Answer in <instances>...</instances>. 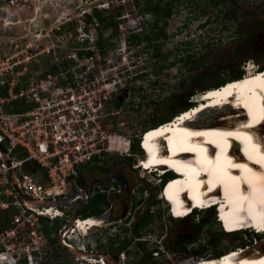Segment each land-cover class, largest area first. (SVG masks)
<instances>
[{
	"label": "rangeland",
	"instance_id": "obj_1",
	"mask_svg": "<svg viewBox=\"0 0 264 264\" xmlns=\"http://www.w3.org/2000/svg\"><path fill=\"white\" fill-rule=\"evenodd\" d=\"M16 1H21L20 6L15 3L11 10L17 14L18 23L7 25L4 33L14 36L31 34L38 26L40 33L48 32L52 42L58 45L55 48L59 58L84 46L78 43L75 35L80 24L95 31V25L88 19L92 7L108 2L109 7L101 9L103 15L121 14L120 17L115 15L119 19L118 27L103 32L102 46L97 50L104 57L103 68H112L105 74L118 80L117 95L121 106L111 122L117 133L130 139V151L127 155L112 154L102 161L104 166L114 162L115 168H122L124 184L120 182V190L115 187L118 195H111L108 208L100 214L105 217L94 237L97 249L118 264H142L139 261L144 249H135V242L142 241L145 250L152 251L155 260L148 259L145 264H211L216 261L217 252L228 250L223 253L226 255L232 248L242 246L244 241L253 240L255 234L252 230L222 233L208 211H196L185 218L172 219L175 215L171 216L172 209L166 207L167 198L160 194L156 176L135 168L142 158L137 151H131V143L146 129L156 128L153 126L167 114L193 108L196 104L192 105V101L222 79L234 78L239 70L249 69L250 74L254 68L264 66V0H181L178 6L172 0H166L172 12L157 29L150 28L151 18L143 15L129 0ZM144 1L138 2L145 4ZM139 30L143 32V41L138 44L129 42L128 35ZM159 30L163 35L156 36ZM63 33L72 36L58 40V34ZM148 34L150 41H144ZM47 61L48 58L41 57L39 64L36 63L38 70L41 65L45 67ZM131 82L135 87L128 96L124 91ZM231 112H240V108ZM235 119L240 118L235 116ZM258 136L264 139V130H260ZM85 171L90 179L99 175L96 168H86ZM117 184L118 181L114 182ZM106 199L107 196L95 189L79 213L81 216H99ZM110 212L115 215L113 222L107 217ZM144 218L147 219L142 232L144 239H137L132 229ZM59 226L58 222H53L50 230L55 233ZM110 238L115 242H118L117 238H126L130 241V253L120 252L116 260L113 259L108 251ZM257 246L260 247L253 242L244 248L258 250ZM154 248L157 251H153ZM63 264L80 263L68 258Z\"/></svg>",
	"mask_w": 264,
	"mask_h": 264
},
{
	"label": "built area",
	"instance_id": "obj_2",
	"mask_svg": "<svg viewBox=\"0 0 264 264\" xmlns=\"http://www.w3.org/2000/svg\"><path fill=\"white\" fill-rule=\"evenodd\" d=\"M7 25L0 18V264H63L68 258L109 264L94 241L102 217L91 216L98 224L82 219L84 229L79 218L85 217L72 219L80 201L94 193L81 184L86 168L130 151V139L111 122L119 113L118 80L105 74L112 68H103L95 31L84 24L75 33L84 46L60 58L48 32L37 26L31 34L7 35ZM67 36L72 34L57 38ZM41 57L48 58L46 66L33 69ZM97 189L107 194L115 187ZM53 222L60 226L46 233ZM59 241L87 257L68 252Z\"/></svg>",
	"mask_w": 264,
	"mask_h": 264
},
{
	"label": "bare ground",
	"instance_id": "obj_3",
	"mask_svg": "<svg viewBox=\"0 0 264 264\" xmlns=\"http://www.w3.org/2000/svg\"><path fill=\"white\" fill-rule=\"evenodd\" d=\"M249 72L248 69L244 77L225 81L222 84L223 87L218 91L215 90L216 86L212 88L208 93V97L212 98H209L206 104L199 102L196 104L197 106L195 105V109L193 106L189 112L188 109L182 112L185 113L183 117L188 119L196 117L199 122L194 124L179 120L171 124L164 122L165 124L161 123L160 128H158L160 124L153 126H157L156 129L153 128L154 130L151 127L153 132L151 129L144 131L145 134L152 133H148L146 137L144 135L140 139L142 146L151 147V150L155 152H152L148 157H143L139 162V168L143 165L144 170L149 171L147 169L150 167L162 169V166H168L176 172L184 171L186 173L183 178L172 180L161 191L162 197L167 198L169 209H172L175 216L185 218L184 216L191 214L195 205L215 195L217 189L215 183H219V180L227 197L226 203L219 206L220 213L225 219L224 221L227 222L224 224L226 230L231 232L240 228L247 218H251L255 222L259 218H264V152L259 148L262 140L255 138L259 132L255 134L251 130L242 129L244 126L239 125L243 121L242 111L231 112L244 104L246 113L252 116L250 122L262 121L259 117L261 116V106L264 108V102H261L263 98L256 93L264 91V76L249 74ZM234 81L235 83L226 85V83ZM222 98L226 100L222 102ZM231 103H234V107L230 109L228 106ZM214 104L213 108H208L209 105ZM195 112L198 114L195 115ZM222 112L225 115L217 118L216 115ZM235 116H239L240 119L233 120ZM227 118L231 119L226 121ZM223 124L228 127L225 128ZM234 126L237 127L233 128ZM260 130H264V125ZM230 137L241 139L248 160L250 162L257 161L261 165L260 168H256L248 163V160H244L246 156L243 154L233 155L232 161H230V154L226 155L225 150L228 143L227 138ZM211 142L216 143L220 149L215 157L211 155L208 145ZM169 149H171L170 152H168ZM183 150L190 152H183ZM202 171L208 174V180H205L207 177L203 173L199 175ZM200 185H202L201 188ZM186 189L187 191H185ZM239 212L243 214L238 215ZM246 213H250V215H246ZM253 214L256 218L251 216ZM82 219L86 218H79V227L84 229ZM87 220H89L88 217ZM87 220L86 223H88ZM261 227L264 228V222L261 223ZM80 256H87V253L82 252ZM220 256L222 258L215 257L216 261L211 264H264V247H258V250L235 248L231 249L228 254ZM96 262L98 263L99 260Z\"/></svg>",
	"mask_w": 264,
	"mask_h": 264
},
{
	"label": "flooded vegetation",
	"instance_id": "obj_4",
	"mask_svg": "<svg viewBox=\"0 0 264 264\" xmlns=\"http://www.w3.org/2000/svg\"><path fill=\"white\" fill-rule=\"evenodd\" d=\"M134 6H138L139 8L141 7V6H145L146 5V3L145 4H140V5H138L137 4V2L135 1V0H129ZM123 2H125V1H123ZM172 2L174 3V5H177L178 6V3H182L181 2V0L180 1H176V0H172ZM99 5V4H98ZM98 5H96V7L94 6V7H92L91 8V10H90V16L92 17V14H93V10L94 9H97L98 10V12H100L101 14H102V11H101V9H104V8H108L109 7V4H108V2H107V6H101V7H99ZM148 5H151V3H150V1H147V6ZM162 5H164V6H162ZM173 5V4H172ZM160 6H161V9L159 10V12L158 13H155V12H153V11H142V14L143 15H148L147 17H150L151 19H150V22H149V25H150V28L152 27V28H155V29H157L158 28V26H160V24L161 23H164L165 22V20H164V18H166V17H169V16H164L163 14H164V10L167 8V7H169L170 6V4H169V2H167L166 0H163V1H161L160 2ZM171 12H172V9H171ZM107 15H109V14H107ZM111 15H113V14H111ZM115 15H117V12L115 13ZM113 16V19H114V21L116 22V26H112V27H107L104 31H107V30H111V28H117L118 27V24H119V19H117V17H120L121 16V14H120V16ZM153 17V18H152ZM93 18V17H92ZM20 22V21H19ZM155 22H158L157 23V26H155ZM90 23H93L94 25H95V34H96V45H97V47H100V45H101V42H99V38H98V32H97V30H98V27H100V24H99V22L98 21H96L95 19H93V20H90ZM103 31V32H104ZM113 33L114 32H110V34L111 35H113ZM132 34H138L140 37H141V40H138V39H133V40H131V41H134L135 43H140L141 41H143L142 40V35H143V32H141V30H139V31H132L131 32V34H129V35H132ZM128 35V36H129ZM156 36H159V35H163V32L161 31V30H159V31H157L156 32V34H155ZM103 36V35H102ZM101 36V37H102ZM144 41H150V39H151V36H150V34H148V35H146V36H144ZM101 40H102V38H101ZM130 42V41H129ZM102 46V45H101ZM149 46V44L147 43V47ZM152 55V54H151ZM132 84L131 85H128L127 86V91H124V92H126V94L128 93L129 95L128 96H130V90L133 88V87H135L134 86V84H133V82H131ZM137 86H139V85H137ZM116 105H117V107H119V106H121L120 105V103H119V98H118V95H117V97H116ZM110 159H108L107 161H109ZM104 162V161H103ZM101 163V164H99L97 167H95L96 169H98V172H99V175H101V176H99L98 175V177H91V179H90V177H88V174L85 172L84 173V175L80 178V180H81V184H82V187H84V188H89L88 190H91V189H93L94 191H95V189H97V186L98 185H108V184H111V185H113L114 187H116V188H118V189H122V188H120L119 187V183L117 184V185H114V182H116V180H115V178L113 177V176H116V175H118V176H122V172H121V170H122V168L121 169H117V168H115V164H114V162L111 164V165H109V166H104V163ZM95 168H89V170H93V169H95ZM121 186V185H120ZM118 193L119 192H117V190H113V191H111V192H108L106 195H107V197L110 199L111 198V195H118ZM110 207H111V205H110ZM100 216V215H99ZM107 217H109L108 219L111 221V222H113L114 221V219H115V215L113 214V213H111L110 212V214H108L107 215ZM89 218V220H87V222L88 223H91V224H95L96 223V221H97V219H95V217H88ZM101 221H98L96 224H98V223H100ZM111 222H109V223H111ZM140 222V221H139ZM139 225H134L133 226V232H134V234L136 235L135 237L137 238V239H141V238H143L144 239V235H142V232L144 231V229H145V226H146V224L144 225V224H142V223H138ZM137 230V231H136ZM137 242H135V244H136ZM112 257H113V259H115L116 260V258H117V255H115V254H112L111 255ZM83 258H85V257H87V256H82ZM99 262H101L100 260H99ZM103 262H105V261H103ZM115 262V261H114ZM106 263V262H105Z\"/></svg>",
	"mask_w": 264,
	"mask_h": 264
},
{
	"label": "trees",
	"instance_id": "obj_5",
	"mask_svg": "<svg viewBox=\"0 0 264 264\" xmlns=\"http://www.w3.org/2000/svg\"><path fill=\"white\" fill-rule=\"evenodd\" d=\"M136 2H137V4L138 5H140L141 3L140 2H138L139 0H135ZM147 1H150V3H151V5H148L147 6ZM161 1H163V0H145L144 2L146 3V5L145 6H141L140 8H139V10L141 11V13H142V11H153V12H155V13H158L159 12V10L161 9V6H160V2ZM176 1H180V0H176ZM171 14V7L169 6V7H167L165 10H164V16H169ZM113 16L114 15H111V14H109V15H103V14H101L100 12H98V10L97 9H94L93 10V14H92V17L91 16H88V19L89 20H91V19H95L96 21H98L99 22V24H100V27H98V30H97V32H98V38H99V42H101V36L103 35V31L107 28V27H112V26H116V22L114 21V19H113ZM117 16H120V12H117ZM157 23L158 22H155V26H157ZM133 39H138V40H141V37L138 35V34H132V35H129L128 36V41H131V40H133ZM89 52H87V54H88ZM261 68H263L264 66L262 65V66H260ZM244 72V70H239L235 75H234V78H237V77H240V75L242 74ZM223 83H225V80L224 79H222L217 85H222ZM193 94V93H192ZM192 94H190V96L192 95ZM176 114H178V112L177 111H173V112H171V113H169V114H167L166 116H164V117H162L159 121H158V123L157 124H161V123H164V122H167V121H170ZM157 127V126H156ZM154 129H156V128H154ZM153 129V130H154ZM152 130V131H153ZM139 138L140 137H138L135 141H133L132 143H131V151H137L138 153H142V150H141V148L139 147V145H138V141H139ZM102 194H104L105 196H107L105 193H102ZM90 200V199H89ZM88 200V201H89ZM108 206H109V198L107 197V199H106V201H105V203H104V205L102 206V208L99 210V212H98V215H100L101 213H103L107 208H108ZM204 211H208L209 212V216L211 217V219H213V220H215L217 223H218V225H219V228H220V231L222 232V233H224V234H235V233H241V232H234V233H230V231L229 232H226V231H224L223 230V228H222V226H221V224H220V222H218L217 221V219H216V212H215V209L214 208H210V209H205V210H202V211H200V212H204ZM196 212V211H195ZM194 212V213H195ZM193 213V214H194ZM90 216H92L91 214H85L83 217H85V218H87V217H90ZM176 217V216H175ZM147 218V217H146ZM146 218H144V219H142V220H140V222H138V223H142V224H146L147 223V219ZM172 219H174V220H177L176 218H172ZM178 219H180V218H178ZM136 224V225H139V224ZM52 226H46L45 227V231H46V233H50L51 232V230H50V228H51ZM225 227V226H224ZM226 229V228H225ZM137 231V230H136ZM117 240H118V242H115L114 240H112L111 238H110V240H109V247H110V249L108 250V251H110V253L111 254H115V255H119V253L120 252H127V253H130L129 252V250H128V246H129V242L130 241H127L126 240V238H123V239H120L119 240V238H117ZM246 242L247 241H244L243 242V244H242V246H244L245 244H246ZM117 243V244H116ZM238 246H241V245H238ZM140 248H142V249H144V253L142 254V256L140 257V261L139 262H141L142 264H145L146 263V261L148 260V259H151L152 261H155L154 260V257H153V255H152V251H147V250H145V245H144V242H142V241H138L136 244H135V249H136V251H137V249L139 250ZM235 248V247H234ZM233 249V248H232ZM153 251H157V248H154V250ZM226 251H228V250H226ZM226 251H224V252H226ZM224 252H222V253H219V252H217L216 254H215V256H218V255H221V254H223ZM109 254V253H108ZM153 263H155V262H151L150 264H153Z\"/></svg>",
	"mask_w": 264,
	"mask_h": 264
},
{
	"label": "water",
	"instance_id": "obj_6",
	"mask_svg": "<svg viewBox=\"0 0 264 264\" xmlns=\"http://www.w3.org/2000/svg\"><path fill=\"white\" fill-rule=\"evenodd\" d=\"M4 1V2H3ZM0 18H3L5 19L6 22H18L19 18L17 16V14H15L14 12H12L11 10V7L10 5L6 2V0H2L0 1ZM35 64L36 66H32L33 69H36L38 68L37 67V64L36 63H33ZM115 178L116 181H118V183L120 184V182L122 183V185L124 184L123 182V178L121 176H113ZM121 185V184H120ZM82 195V194H81ZM25 199V197H23ZM67 200H65L66 202ZM86 202V199L83 198L80 203L77 205L76 209H75V212L73 214V219L72 221L77 217L78 213H79V210L80 208L82 207V205H84ZM62 202H58V204H61ZM98 217H105V215H101V216H98ZM60 242V241H59ZM61 246L63 248H65L68 252L74 254V255H77V256H80L81 255V251H77V250H74V249H70L68 248L67 246H65L64 244H62L60 242ZM98 255H101L102 257H104L107 262L109 264H114L113 261L111 260V258L107 255V254H103V253H99Z\"/></svg>",
	"mask_w": 264,
	"mask_h": 264
},
{
	"label": "clouds",
	"instance_id": "obj_7",
	"mask_svg": "<svg viewBox=\"0 0 264 264\" xmlns=\"http://www.w3.org/2000/svg\"><path fill=\"white\" fill-rule=\"evenodd\" d=\"M191 106V105H190ZM155 126V125H154ZM144 132V131H143ZM142 132V133H143ZM142 133L140 134V137H141V135H142ZM139 140H140V138H139ZM138 145H139V141H138ZM139 147H140V145H139ZM141 148V147H140ZM142 150V149H141ZM144 152H143V150H142V153H141V155L143 154ZM140 163H138V165H139ZM137 165V168H139V166ZM140 169H143V168H141L140 167ZM144 170V169H143ZM152 175H155L156 176V174L153 172V173H151ZM157 179H158V182H157V184L159 185V192H160V194H161V185H162V181H165L167 178L164 176V177H162V178H158V177H156ZM160 179H162L161 180V182H160ZM166 207L168 208V204L166 205ZM174 218V217H173ZM216 257V256H215Z\"/></svg>",
	"mask_w": 264,
	"mask_h": 264
},
{
	"label": "crops",
	"instance_id": "obj_8",
	"mask_svg": "<svg viewBox=\"0 0 264 264\" xmlns=\"http://www.w3.org/2000/svg\"><path fill=\"white\" fill-rule=\"evenodd\" d=\"M152 132H153V131H152ZM152 132H151V133H152ZM151 133H150V134H151Z\"/></svg>",
	"mask_w": 264,
	"mask_h": 264
}]
</instances>
